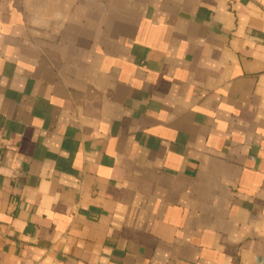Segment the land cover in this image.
<instances>
[{
  "label": "crops",
  "instance_id": "1",
  "mask_svg": "<svg viewBox=\"0 0 264 264\" xmlns=\"http://www.w3.org/2000/svg\"><path fill=\"white\" fill-rule=\"evenodd\" d=\"M0 264H264V0H0Z\"/></svg>",
  "mask_w": 264,
  "mask_h": 264
},
{
  "label": "built area",
  "instance_id": "2",
  "mask_svg": "<svg viewBox=\"0 0 264 264\" xmlns=\"http://www.w3.org/2000/svg\"><path fill=\"white\" fill-rule=\"evenodd\" d=\"M6 145L7 143L5 141L4 135L0 133V165H2L4 160Z\"/></svg>",
  "mask_w": 264,
  "mask_h": 264
}]
</instances>
